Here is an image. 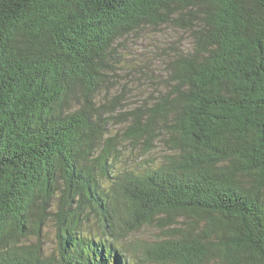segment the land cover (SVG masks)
<instances>
[{"label": "trees", "instance_id": "1", "mask_svg": "<svg viewBox=\"0 0 264 264\" xmlns=\"http://www.w3.org/2000/svg\"><path fill=\"white\" fill-rule=\"evenodd\" d=\"M164 29L190 48L120 110ZM0 264H264V0H0Z\"/></svg>", "mask_w": 264, "mask_h": 264}, {"label": "rangeland", "instance_id": "2", "mask_svg": "<svg viewBox=\"0 0 264 264\" xmlns=\"http://www.w3.org/2000/svg\"><path fill=\"white\" fill-rule=\"evenodd\" d=\"M189 45L190 40L186 34L164 29L154 34L148 32L141 39L130 38L125 45L119 47L118 60L123 61V64H114L112 71L115 77L113 85L116 87L114 93L123 91L124 94L123 105L119 109L128 110L144 102L152 101L154 96L162 91L160 63L164 54L171 53L173 48L189 49ZM165 152L166 150L158 147L157 158ZM138 161L143 163L144 159L139 157ZM140 236L143 239H149L154 237L155 233L146 229ZM42 241L44 250L50 252L55 241L54 228L50 224L42 232Z\"/></svg>", "mask_w": 264, "mask_h": 264}]
</instances>
